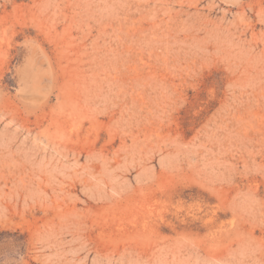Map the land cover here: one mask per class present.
I'll use <instances>...</instances> for the list:
<instances>
[{"label": "rangeland", "instance_id": "obj_1", "mask_svg": "<svg viewBox=\"0 0 264 264\" xmlns=\"http://www.w3.org/2000/svg\"><path fill=\"white\" fill-rule=\"evenodd\" d=\"M0 264H264V0H0Z\"/></svg>", "mask_w": 264, "mask_h": 264}, {"label": "bare ground", "instance_id": "obj_2", "mask_svg": "<svg viewBox=\"0 0 264 264\" xmlns=\"http://www.w3.org/2000/svg\"><path fill=\"white\" fill-rule=\"evenodd\" d=\"M0 54H2V53H0Z\"/></svg>", "mask_w": 264, "mask_h": 264}]
</instances>
